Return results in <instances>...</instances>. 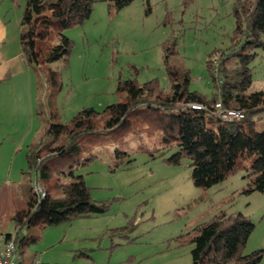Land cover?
I'll return each mask as SVG.
<instances>
[{
  "label": "rangeland",
  "instance_id": "rangeland-1",
  "mask_svg": "<svg viewBox=\"0 0 264 264\" xmlns=\"http://www.w3.org/2000/svg\"><path fill=\"white\" fill-rule=\"evenodd\" d=\"M25 1L0 0V33L7 37L0 47L2 55L15 46L20 48V18ZM237 4L238 0H132L115 8L108 1H97L83 22L61 28L72 46L68 65L60 70L61 87L53 99L55 114L50 115L47 104L38 114L36 100L32 106L23 87L16 93L9 87L0 90V232L14 231L11 215L17 204L27 206L32 186L40 184L52 195H59L55 183L58 178H68L64 179L59 170L74 166V173L82 174L89 187L90 197L107 207L100 214L47 226L41 239L29 245V251H38L43 261L191 264L192 239L198 233L196 223L225 211L242 212L254 222L243 251L262 249L256 264H264V190H247L249 181L242 165L204 188L193 183L188 158L171 163L166 159L170 152L153 157L148 151L136 149L134 133L121 135L125 143L118 136L116 145L126 150L132 160L125 163L122 159L114 169L115 144L102 142L104 138L93 140L89 134L78 139L79 153L52 158L51 174L38 175L37 181L25 158L28 144L39 139L45 123L68 121L86 106L102 111L107 104L122 99L124 92L117 88L122 78L134 77L138 82L157 78L168 89L161 45L168 36L177 40L178 52L172 62L191 72L190 88L210 95L213 87L206 61L212 50L229 45ZM218 49L212 55L214 61ZM255 50L250 62L252 82L247 91L264 89V48ZM22 59L15 62L22 65ZM17 80L25 83L23 75ZM46 95L42 92L41 99ZM257 118L255 127L261 129L264 116ZM43 142L56 145L65 142V137L52 140L50 136ZM20 145L22 149L18 150ZM43 152H48L47 148ZM89 153L95 156L84 163ZM79 250H88V256L74 258Z\"/></svg>",
  "mask_w": 264,
  "mask_h": 264
},
{
  "label": "trees",
  "instance_id": "trees-1",
  "mask_svg": "<svg viewBox=\"0 0 264 264\" xmlns=\"http://www.w3.org/2000/svg\"><path fill=\"white\" fill-rule=\"evenodd\" d=\"M97 1H108L120 8L132 0L25 1L19 38L23 58L35 76L38 114L43 113L45 104L50 115L55 114L53 99L61 87L60 70L68 65L72 46L61 28L83 22ZM233 13L235 24L229 45L216 48V61L212 58L216 49L206 61L213 87L210 95L190 88L191 72L172 62V56L178 52L177 40L175 36H168L161 45L169 88L165 89L157 78L144 82L134 77L122 78L117 88L124 92L123 98L107 104L102 111L86 106L68 121L45 123L39 139L29 143L25 153L29 168L35 171V181L38 175L51 174L52 158L79 153L81 145L77 141L88 134L93 140L104 138L102 142L115 144L112 169L122 159L129 163L132 158L116 141L120 135V141L125 143L121 135L134 133L138 142L136 149L148 151L153 157L170 152L166 159L171 163L188 158L195 185L209 187L242 165L249 181L247 190H264V127L257 129L258 118L254 117L264 113V89L247 91L252 82L250 62L257 53L255 49L264 48V0H238ZM44 91L47 95L41 99ZM217 101L224 107L242 110L244 117L221 119L215 108ZM190 102L201 103L204 108H193ZM50 136L52 140L64 136L65 142L44 143ZM43 148L48 152H43ZM93 156L94 153H89L83 158L84 163ZM74 169L73 166L59 170L64 179L68 177L58 178L55 183L61 192L59 195H52L43 187V196L32 192L26 207L16 205L11 215L14 231L4 234L13 236L21 256L20 264H30L37 257L29 251V245L41 239L47 226L105 211L106 204L90 197L82 174H75ZM254 225L242 212L225 211L197 222L191 264L258 263L262 249L243 251ZM88 253V250H79L74 258Z\"/></svg>",
  "mask_w": 264,
  "mask_h": 264
},
{
  "label": "crops",
  "instance_id": "crops-1",
  "mask_svg": "<svg viewBox=\"0 0 264 264\" xmlns=\"http://www.w3.org/2000/svg\"><path fill=\"white\" fill-rule=\"evenodd\" d=\"M6 41H7V37L3 34V32H1L0 33V47ZM19 42H20V38H19ZM20 57L23 58L21 46L20 48H17L15 46L13 48V51H7L4 55H2L0 52V90H3L4 87L5 89L9 87L12 90V93H16L18 92L19 87H23L24 91H26L28 94L29 103L33 106L34 100H36L38 96L37 90L35 88V76H34L32 67L25 61L24 58L22 59V65H20L19 62H15V60ZM22 67H25V69L23 71L19 70ZM18 72L20 74L17 75ZM21 75H23L24 77V80H25L24 84L20 83L19 80H17L18 76H21ZM20 149H22L21 145L18 147V150ZM12 184L13 185H11V187L13 190V187L15 186V184L14 183ZM14 199H15V196H13L12 198L13 202H14ZM0 231H2L1 226H0ZM34 253H36V256H38V251H35ZM39 257H40V253H39ZM40 260L42 263H50V262L43 261L42 257L40 258Z\"/></svg>",
  "mask_w": 264,
  "mask_h": 264
},
{
  "label": "built area",
  "instance_id": "built-area-1",
  "mask_svg": "<svg viewBox=\"0 0 264 264\" xmlns=\"http://www.w3.org/2000/svg\"><path fill=\"white\" fill-rule=\"evenodd\" d=\"M193 80L199 81V78H193ZM189 105L193 108H204V105L198 102H190ZM215 108L218 116L223 120H236L244 117V112L242 110L224 107L220 101L215 103ZM32 190L36 196L41 197L44 195V188L39 184H35ZM20 259L21 256L13 236H6L4 233L0 232V264H20ZM30 264L44 263H42L40 257L37 256Z\"/></svg>",
  "mask_w": 264,
  "mask_h": 264
},
{
  "label": "clouds",
  "instance_id": "clouds-1",
  "mask_svg": "<svg viewBox=\"0 0 264 264\" xmlns=\"http://www.w3.org/2000/svg\"><path fill=\"white\" fill-rule=\"evenodd\" d=\"M264 114V113H263ZM260 116H264V115H261V114H258L257 116H255V117H260Z\"/></svg>",
  "mask_w": 264,
  "mask_h": 264
}]
</instances>
